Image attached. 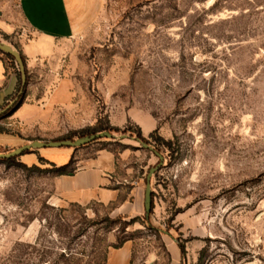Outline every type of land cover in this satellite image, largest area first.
<instances>
[{"label": "rangeland", "instance_id": "1", "mask_svg": "<svg viewBox=\"0 0 264 264\" xmlns=\"http://www.w3.org/2000/svg\"><path fill=\"white\" fill-rule=\"evenodd\" d=\"M90 1L84 31L24 59L25 92L0 130L46 141L95 127L115 136L0 160V264H110L126 241L130 264H171L174 246L182 264H264V0ZM17 2L0 0V20L12 25L0 23V41L20 51L36 35ZM24 101L46 105L43 118L16 122ZM103 152L138 204L135 195L122 210L58 201L52 163Z\"/></svg>", "mask_w": 264, "mask_h": 264}, {"label": "crops", "instance_id": "2", "mask_svg": "<svg viewBox=\"0 0 264 264\" xmlns=\"http://www.w3.org/2000/svg\"><path fill=\"white\" fill-rule=\"evenodd\" d=\"M17 6L19 17L36 35L35 38L24 41L19 46L28 65L37 56L50 55L54 51L55 41L73 37L78 32L84 31L94 16L90 0H18ZM0 23L5 31L12 27L6 18H2ZM14 61L16 60L9 58L0 50V110L12 102L20 91L21 73ZM45 106L24 101L16 108L13 117L20 125L35 123L43 118L42 114L47 108ZM0 137L5 141L0 143V148H11V150L34 140H42L28 139L20 131L13 129L0 130ZM38 155H40L39 151ZM71 160H73L74 172L58 175L56 178L55 196L58 201L80 204L98 201L103 204H114L118 210H122L133 206L131 198L135 195L138 204L137 189L134 188L129 197L125 196V187L115 175L116 162L111 152H103L85 164H81L74 153ZM21 161L23 162L22 157ZM132 254V244L126 241L121 247L108 252V263L130 264ZM171 254V264H182L180 247L174 246Z\"/></svg>", "mask_w": 264, "mask_h": 264}, {"label": "water", "instance_id": "3", "mask_svg": "<svg viewBox=\"0 0 264 264\" xmlns=\"http://www.w3.org/2000/svg\"><path fill=\"white\" fill-rule=\"evenodd\" d=\"M0 50L6 54H9L14 57L16 62L19 65V70L21 73V81H22V86L21 89L16 96V98L10 102V104L0 110V117L5 115L14 105L17 103V101L20 99L22 94H24L26 86H27V69H26V64L23 55L21 54L20 51L17 49H14L11 45L6 44L2 41H0ZM115 135L111 131H100L93 133L91 135H86L79 137L76 140L73 139H61V140H34L28 144H25L23 146H20L18 148H15L9 152L6 153H0L1 158H8V157H17L21 156L25 152H28L32 149H38L42 147H59V146H71L74 148L81 147L84 145H87L93 141H96L100 138L103 137H108L112 138ZM154 172V169L151 170L148 179H147V186H146V194H145V207H146V215L149 218L151 210H152V189H151V177L152 173Z\"/></svg>", "mask_w": 264, "mask_h": 264}, {"label": "trees", "instance_id": "4", "mask_svg": "<svg viewBox=\"0 0 264 264\" xmlns=\"http://www.w3.org/2000/svg\"><path fill=\"white\" fill-rule=\"evenodd\" d=\"M7 55H8L9 58L14 59L13 56H11L9 54H7ZM88 130H93L94 132H99V131H102L104 129L103 128H96L95 127V128L83 129L80 132H86ZM16 159H17V157H8V158H1L0 157V160L5 161V162H13ZM72 164H73V160H71L68 164L62 165V166H59V167L55 163H52V165L58 170V173L60 175L73 173L74 172V168L72 167ZM33 167L36 168V169L39 168L38 165H33ZM182 252H184V249L183 248H182Z\"/></svg>", "mask_w": 264, "mask_h": 264}]
</instances>
